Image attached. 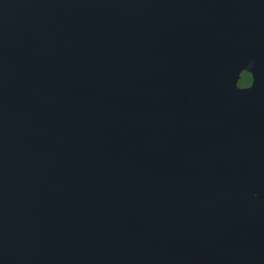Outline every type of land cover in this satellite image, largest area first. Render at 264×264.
<instances>
[{"label": "water", "instance_id": "95a60500", "mask_svg": "<svg viewBox=\"0 0 264 264\" xmlns=\"http://www.w3.org/2000/svg\"><path fill=\"white\" fill-rule=\"evenodd\" d=\"M0 264H264V0H0Z\"/></svg>", "mask_w": 264, "mask_h": 264}, {"label": "flooded vegetation", "instance_id": "af4514ba", "mask_svg": "<svg viewBox=\"0 0 264 264\" xmlns=\"http://www.w3.org/2000/svg\"><path fill=\"white\" fill-rule=\"evenodd\" d=\"M119 76L122 80H127L130 76H134L135 78L139 77L137 71H132L129 69V66L124 67L120 70ZM206 76V72L200 65L194 67L193 71L191 72L190 78L193 80H202Z\"/></svg>", "mask_w": 264, "mask_h": 264}]
</instances>
